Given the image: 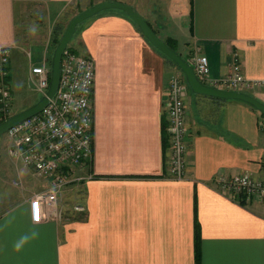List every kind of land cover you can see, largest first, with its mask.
<instances>
[{
  "label": "crops",
  "instance_id": "1",
  "mask_svg": "<svg viewBox=\"0 0 264 264\" xmlns=\"http://www.w3.org/2000/svg\"><path fill=\"white\" fill-rule=\"evenodd\" d=\"M100 1L0 0V45L12 48V95L22 47L34 43L20 24H66L81 6ZM118 1L132 5L184 58L206 55L208 82L226 76L234 53L247 77L264 79V0ZM122 11L87 19L72 43L96 69L93 157L77 172L84 178L34 222L31 198L50 179L34 176L11 149L0 160V264H197L196 224L200 264H264V197L228 195L216 182L243 172L264 179L262 113L188 88L187 172L171 178L166 128L175 64ZM52 39L51 29L49 41L37 44L46 56ZM30 75L31 68L28 82ZM254 93L264 103V87ZM69 199L85 210L76 211Z\"/></svg>",
  "mask_w": 264,
  "mask_h": 264
},
{
  "label": "built area",
  "instance_id": "2",
  "mask_svg": "<svg viewBox=\"0 0 264 264\" xmlns=\"http://www.w3.org/2000/svg\"><path fill=\"white\" fill-rule=\"evenodd\" d=\"M11 49V46L0 45V120L7 119L11 114ZM188 60L199 79L210 86L249 94L264 87V79L245 75L238 53L233 54L226 76L210 82L208 57L196 53ZM95 70L92 57L67 47L62 57V75L56 97L50 99L43 111L10 128L6 133L12 141L11 152L23 159L34 176L50 179V185L31 198V216L34 222L43 219L45 206L50 210L56 208L65 189L84 178L78 175V170L92 161ZM50 74L51 68L45 61L34 64L31 68L36 89L43 95L47 94ZM188 88L185 77L176 73L171 77L167 108V134L171 148L168 162L170 177L179 180L186 177L190 147L184 101ZM260 130L264 133V117L260 121ZM216 182L220 191L228 195L264 197V179L254 178L248 172L238 173L230 178L219 177ZM74 209L83 211L85 205L77 203Z\"/></svg>",
  "mask_w": 264,
  "mask_h": 264
},
{
  "label": "water",
  "instance_id": "3",
  "mask_svg": "<svg viewBox=\"0 0 264 264\" xmlns=\"http://www.w3.org/2000/svg\"><path fill=\"white\" fill-rule=\"evenodd\" d=\"M107 9H121L126 12V14L137 24L142 34L150 41V43L163 52L179 67L185 76L188 87L194 94L207 95L224 100L243 101L253 106L264 115V103L254 95L245 92L219 89L202 82L197 76L194 67L189 60L184 58L174 48L169 46L167 42L156 33L148 20L132 5L118 0H104L80 11L70 20L63 36L54 50L51 61L50 85L48 87L47 94L43 95L39 101L30 107L17 112L0 122V137L7 133L10 128L43 111L49 104L50 99L56 97L62 75V57L77 31V27L87 19L94 17Z\"/></svg>",
  "mask_w": 264,
  "mask_h": 264
},
{
  "label": "rangeland",
  "instance_id": "4",
  "mask_svg": "<svg viewBox=\"0 0 264 264\" xmlns=\"http://www.w3.org/2000/svg\"><path fill=\"white\" fill-rule=\"evenodd\" d=\"M92 4H94V3H92ZM81 7H80L79 11L84 10ZM117 10L122 11L121 9H117ZM76 11L77 10H75L74 12L76 13ZM122 12H124V11H122ZM68 23L69 22H66V24H64L62 22H41V23H39V22H28L27 23L26 22L24 27L20 24V27L22 29H26V31H28L29 35L33 36L32 40H34V43L31 42V40H30L28 44H26L22 47V52L20 54L21 57H20V60H18V62H17V67H18L17 74H16V76L13 75L14 95H13L11 114L10 115H14L17 112H20V111L30 107L31 105H33L37 101H39L40 98L43 96V94L36 89V86H35L36 84L33 81V76L30 75L29 82L27 79H24V76L29 71V69L32 68L31 66L33 64H42L43 61H45L51 67L52 57L54 54V50L57 46V44L54 41V38L58 37L61 39V37L63 36V34L66 30ZM79 27H80V25L77 27V31H76L75 35L73 36L72 40L70 41V43L68 45L69 47L72 46V43L77 36ZM51 29L53 30V39L51 40V43L50 42L47 43L48 45L46 46L45 51L48 52V55L46 56L44 54V51H42V48L37 44L41 43V45L42 44L45 45L46 42L49 41V33L51 32ZM35 37H38V38H35ZM44 38H47V41L44 42L43 41ZM31 54H32V59H30ZM43 56L45 58L47 57L46 60H43ZM13 59H14V53L12 54V61H13ZM13 65H14V62H13ZM173 67L175 68L174 70L176 71V74H179L180 76L185 77L183 72L179 69L178 66L173 65ZM16 79H18V81L20 82L18 87H16L15 83H14V81ZM189 90L192 91L190 88H189ZM252 94L256 95L254 92ZM11 147H12V141L9 139V137L7 136L6 133L3 134L0 137V160L3 161L4 158L8 157ZM17 161L20 165L25 164L21 157H19L17 159ZM33 181L34 182L35 181L40 182L38 179H34V178H33ZM72 187L73 186L67 187L66 190L63 192V194L68 193L66 191L69 190V188L71 189ZM74 202L75 201H72L71 199H69L68 203H71L73 205ZM62 204L64 205V210L66 208H69V207H67V201L66 200L63 199ZM76 204H77V202L73 205V207ZM65 211L68 212L67 210H65Z\"/></svg>",
  "mask_w": 264,
  "mask_h": 264
},
{
  "label": "trees",
  "instance_id": "5",
  "mask_svg": "<svg viewBox=\"0 0 264 264\" xmlns=\"http://www.w3.org/2000/svg\"><path fill=\"white\" fill-rule=\"evenodd\" d=\"M81 25V24H80ZM59 40H60V38H58V37H55L54 38V41H55V43L56 44H58V42H59ZM166 42H167V44L169 45V46H171L172 48H174L175 49V47H174V43H173V41L172 40H166ZM69 47V46H68ZM71 48H72V50H74V51H76L77 52V50L75 49V48H73L72 46H70ZM69 47V48H70ZM176 50V49H175ZM167 57V56H166ZM168 59H169V61L170 62H173L169 57H167ZM174 63V62H173ZM175 64V63H174ZM176 65V64H175ZM177 66V65H176ZM263 115V114H262ZM11 116V115H10ZM10 116H8V117H10ZM7 117V118H8ZM264 117V116H263ZM6 118H2L1 120H0V122H2V121H4ZM167 129V128H166ZM166 133H167V131H166ZM196 257H197V264H200V230H199V225L198 224H196Z\"/></svg>",
  "mask_w": 264,
  "mask_h": 264
},
{
  "label": "bare ground",
  "instance_id": "6",
  "mask_svg": "<svg viewBox=\"0 0 264 264\" xmlns=\"http://www.w3.org/2000/svg\"><path fill=\"white\" fill-rule=\"evenodd\" d=\"M50 66V65H49ZM51 68V67H50ZM264 116V115H263Z\"/></svg>",
  "mask_w": 264,
  "mask_h": 264
}]
</instances>
